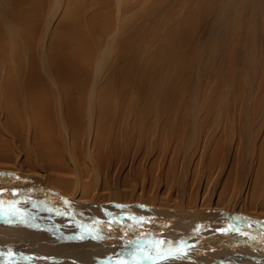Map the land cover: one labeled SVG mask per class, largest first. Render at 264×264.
Here are the masks:
<instances>
[{"label":"bare ground","instance_id":"1","mask_svg":"<svg viewBox=\"0 0 264 264\" xmlns=\"http://www.w3.org/2000/svg\"><path fill=\"white\" fill-rule=\"evenodd\" d=\"M12 1V7L0 6V47L5 46L4 42L9 43L8 41L12 40L11 51L15 52V49H17L15 48V36L17 34L26 36L28 34H30V36L31 34H36L34 37L36 38L39 36L40 38L38 40L44 35L41 52L48 51L49 53L53 50L54 53H57L56 56L53 55L54 58L51 61L52 67L49 62L45 64V61H42L44 66L49 67L45 73L49 83L46 86L45 83L43 84L44 81L38 80L40 78L34 75L27 77L18 74V76L14 75L10 78L6 77L5 80L0 78V161H3L5 165H14L16 168L14 171L19 172V174L14 173V179L19 184L31 183L37 186V189H28L30 192L19 191L13 193V198L11 197L4 201L0 200V264H264V215H256L251 212L252 210L248 203H244V205L251 211L243 212L240 207L242 206L241 203H243L242 198L236 195L228 198L229 201L234 200L236 210H231V208L226 209V207L220 208L223 206L221 204L226 203V201L219 199L216 203L219 204L220 207H218L216 203H211L212 205L208 207L199 206L198 204V207L194 209L182 207L184 212H180V210H175V208H166L169 207L167 205L157 206V200L153 199L151 203L152 206L142 204L140 201L129 203L111 202L105 204H117L115 206L119 207L115 209L117 210L116 213L120 216L118 218H113L114 216L111 215L115 214V210L109 207L99 214L96 224L87 225L85 227H78L81 222L76 221L74 217L70 219L66 217L67 214L62 212L60 208H71L74 211L83 205H89V202H97L96 200H98V198H96L92 192L101 188L102 180L106 179V176L107 178L112 177L110 176V169L107 171V174H103L99 164L94 161L97 157L95 158L93 150L99 148L96 137L99 136L102 142H105L106 136L108 141H110L109 139L114 133L113 126L115 125H113V123L116 124L121 117H127V115H121L122 110H124L125 114V111L130 110V112H137L141 109V106H137V102V104H133L132 107L134 108L130 106V108L126 107V101L121 103L116 93L113 94V101L111 100V102V98L109 99L108 94L111 95L114 87L110 81L107 80V82L104 83L102 80L103 78H100V74L102 70H104L103 68H105L104 65L107 63L106 61L108 60L110 62L112 59L109 57L110 54L116 55L117 58L114 59L115 63L118 62L117 59H123L125 61L124 58L128 55V53L126 54L123 52L122 46L119 48L120 44H118V42L120 41H116L113 37L118 33H123L126 29L131 30L130 26L127 28L130 19L132 21L133 18V16L131 18V15H129V10L131 5L136 1L109 0L110 5L105 7L106 10H104L106 12L94 14L96 16L95 20H97L95 23L98 25L94 23L93 26H86L87 24L84 18L77 17L75 19V15L78 13L75 14L74 11L76 9L81 10L83 7L81 4H74V2H76L74 0V2H70L71 0H51L52 5L46 2V6H42L43 0H38L42 2L40 5L42 11L38 10V13L34 11L29 12V9L27 10L33 3L30 2L31 4H29L27 2L31 0ZM45 1L47 0H44V2ZM242 1L243 0H224L220 4L214 14L213 27L215 31L223 29L225 37L231 33L235 27L236 16L240 10ZM143 2L142 0V3ZM137 3L139 4L141 2ZM28 4L29 6H25ZM143 4L146 5L145 3ZM184 4L186 5V3ZM34 5L35 3L31 6L35 8ZM41 6L44 8L51 7L47 21L44 24V21H42V23L40 22V13L44 10ZM172 9H174V7ZM172 9L170 8V10ZM63 12H66L68 15L72 14L73 20L66 18ZM56 13L57 17L56 20H54ZM73 14L75 15L73 16ZM61 15H63L66 20L59 19ZM243 15L244 31L242 33V41L246 46V50L242 54V57L246 61L240 63V65L243 68L250 65L251 69L255 70L259 68L261 63H264V23L261 21V17L264 16V3L262 4L261 0H248ZM69 17L71 16L69 15ZM138 20L140 21V19ZM132 23L135 26L137 25L134 22ZM192 25H194V22L190 18L183 24V31L187 30L188 32V29H190ZM138 26L139 24L136 28ZM133 28L134 27H132V30ZM85 29L93 31L92 33L90 32L91 36L94 32L97 33L96 30L104 29L106 33H111L113 39H108L109 43L108 46L106 45L105 56L103 55L104 57L102 56L101 59H97V62H99L97 64V76L93 75L94 82H90V84L87 85L88 88L86 84L88 78L92 76L90 74L91 70L88 69L90 67L88 64L90 63L83 64L85 62L84 59V62L81 63V59L84 58L82 57V52L85 51L83 42L85 38L83 31L86 32ZM63 32L76 33L75 35L78 36L75 38L78 39L79 42L73 41L70 45L68 43H66V45L57 44V42L61 43L59 35L63 34ZM187 32H182L181 35L184 33L187 34ZM58 33H60L58 37H55L56 35L53 36ZM3 34L10 35L9 38L11 39L8 41L5 40L2 36ZM180 39L183 43V37ZM178 41L180 40H177V42ZM185 42H187L186 39ZM48 43L52 44L51 50H48ZM7 45L9 44H6V47H8ZM184 46L186 48L187 45L185 44ZM173 48L175 49L174 46ZM1 49L2 48H0V54ZM64 49L68 52L62 57ZM177 49L179 50V48ZM177 49L175 50L177 51ZM204 49H208L206 42L204 44ZM186 50L187 49H185V51ZM3 51L4 50H2V52ZM179 51L181 53L182 49ZM3 55L5 54H1V56ZM180 55L184 57V54L181 53ZM86 56L88 57V54ZM175 57L176 56H174V58ZM247 59L250 62H248ZM179 61L181 60L179 59ZM128 63L130 62L127 60V65ZM171 63L173 62H169L170 65ZM111 64L114 65V63ZM71 65L82 67V69L77 75L71 73L70 68L69 70L67 69L65 74L66 82L67 80L70 81L67 82L68 87L63 86L61 81L56 79L58 73H55V71L64 72V70ZM112 66H110V68ZM171 67L173 68L172 65ZM168 68L170 67L168 66ZM17 69L16 72H19ZM117 69V72L122 70L121 76L127 72L124 71V69H127V66H124V69L121 67H117ZM173 70L175 71V69ZM118 74L116 76H118ZM13 78H16V80ZM101 80L103 81L101 84L104 83L105 87L107 86L109 93H102L104 85L103 88H100L102 89L100 92L97 90V87L100 85L98 81ZM115 86V88L118 89L121 85L116 82ZM76 87L77 90L75 91ZM100 87H102V85H100ZM47 88H49L50 94L54 97L53 101L52 99H45L47 96L44 95L45 97H43L42 95V91L45 94ZM96 90L99 92L98 94L101 93L102 95L99 96ZM81 92H85V97H83L85 103L82 102L84 104L78 100L79 96L77 93L80 94ZM48 98L50 97L48 96ZM52 102L53 105H51ZM128 104L130 105V103ZM145 108L142 110L145 111ZM151 109H153V107H151ZM140 117L141 115L138 116V118ZM245 120L246 122H250L247 116ZM139 126L141 125L139 124ZM197 128L196 122L190 125L189 129H187L188 132L186 134L185 143L192 140L194 142L197 133H199ZM116 130H119L118 127ZM134 130L136 131V129ZM251 130L250 127L245 129L246 137L251 134ZM76 132L84 138L81 149H78L80 143L75 142L76 139L74 138V134ZM165 132L166 133L162 134L166 135L169 131ZM80 136L78 135L79 138ZM254 142L257 143V141ZM256 143L255 145H257ZM240 144L242 143L240 142ZM109 145L106 149V158L108 160L111 146ZM255 145L253 146L254 148L256 147ZM251 149L252 148H250V151H252ZM10 150L13 152L10 153ZM255 152H257V149ZM100 155H102V153H100ZM253 159L254 158H252V160ZM84 160H86L92 168V175L89 180H86L88 178L86 173L88 172L82 167V162ZM254 161L255 159L253 162ZM259 163L263 164L262 162ZM3 166H0L1 175L3 174L2 172H4L1 170H5ZM111 167L113 168V165ZM262 169L264 168L260 166L259 170L261 171ZM263 172L260 173L262 174ZM8 173L9 172L6 174ZM244 174L250 175L252 173L250 170H247L244 171ZM260 176L259 174L256 180L253 181L254 186H251V188L253 187L252 190H254V200L257 198L264 199V180L262 181V176L261 178ZM220 180L222 179L219 178V181ZM108 183L114 186L111 181H108ZM133 185L135 190V184ZM136 185H138L137 181ZM48 187L59 190L60 187H62L64 190L70 192V194L66 193L67 195H64L59 192H53ZM13 191H16V189H13ZM226 192L227 191H225V193ZM210 195L212 198L213 194ZM226 195L224 199L227 198ZM228 195L230 194L228 193ZM25 197L37 199L36 202L28 203L21 200V198ZM211 198H208V200L210 201ZM229 203L230 202H228V204ZM124 206L129 207L128 213L124 211ZM10 219L20 220L22 225H16L14 222H10ZM139 221L143 223H138ZM76 236L81 237L80 241L74 238ZM70 239L72 240L68 241Z\"/></svg>","mask_w":264,"mask_h":264},{"label":"rangeland","instance_id":"2","mask_svg":"<svg viewBox=\"0 0 264 264\" xmlns=\"http://www.w3.org/2000/svg\"><path fill=\"white\" fill-rule=\"evenodd\" d=\"M39 1H28L27 3L29 4L33 2L31 5L35 3V8L31 5L30 7L28 4L25 5L29 6L27 10L29 9V12L34 11L35 13H38V10L42 11L40 8L42 2V6H46V2L47 4L50 3L52 5L51 0H47L45 2L44 0L42 2ZM74 1L71 0L70 2H74V4L77 5L81 4L83 8L81 10L76 9L74 13L78 14H73V16L75 15V19L77 17L84 18L86 20V26H93L95 21L97 22V20H95V15L100 12H106L104 11L106 10L105 7L110 5L109 0ZM134 1H136L133 4L134 6L131 5L129 10V15H131V18L133 16V18L132 21L130 19V22L127 26V28L130 26L131 30L126 29L123 33H118V36L114 35L113 37L116 41H120L122 43L121 44L118 42V44H120L119 48L122 46L123 52L126 54L128 53V55H126L124 58L125 61L123 59H121L122 61L117 59L118 62L115 63L114 59L117 58L116 55L110 54L109 57L112 59L110 62L108 60L106 61L107 63L104 65L106 69L103 68L104 70H102L100 78H103L102 80L104 83L107 82V80L110 81L114 87L111 95L108 94L109 99L111 98L110 101H113V94L116 93L119 96L121 103L126 101V107L130 108L137 102V106H141V109L137 112H130V110L125 111V114L124 110H122L121 115H127V117H121V119L117 121L116 124L113 123V125H115L113 126L114 133L111 135L109 139L110 141H108L106 136L105 142H102L99 136L96 137L97 144L99 143V148H95L93 150L95 158L97 157L94 161L99 164L103 174H107V171L110 169V176H112L108 178L106 176V179L102 180L101 188L92 192V194L98 198V200H96L98 203L89 202V205H83L74 211L71 208L62 207L60 208L61 211L67 214L66 217L68 219L74 217L76 221L81 222L78 227H85L87 225L96 224L99 214L109 207L115 210V214H112L111 216H114L113 218H118L120 215L116 213L117 210L115 208L119 206H115L117 204L105 205L111 202L129 203L140 201L142 204L152 206L151 203L153 202V199H155L157 200V206L167 205L169 207L166 208H175V210L184 212L182 207L194 209L198 207V204L199 206L208 207L213 203H216L217 200L221 199L226 201V203L221 204L223 205L221 207L216 203L218 207H226V209L231 208V210H236V204H234V200L229 201L228 199L236 195L237 197L240 196L242 198L243 203L241 204L243 207H240L243 212L252 210L251 212L255 213L256 215H264V199L262 200L257 198L254 200V190H252L253 187L251 188V186H254L253 181L256 180L259 174L262 176V178L260 176L262 181L264 180V169L261 171L259 170L260 166L264 168V63H261L259 68L255 70L251 69L250 65H247L244 68L240 65V63L246 61L242 57V54L246 50V46L242 41V33L244 31L243 13L248 4V0L242 1L240 10L236 16L235 27L227 37L224 36L223 29L215 31L213 27L214 14L224 0H143V3L146 5L142 3V0ZM261 1L263 4L264 0ZM137 2H141L139 3L140 5ZM184 3H186V5ZM38 5L40 9L38 8ZM0 6L12 7L13 1L0 0ZM173 7L174 9H172ZM42 8L44 10L42 13H40V18L42 19H40V22L42 23V21H44V24L47 21L51 7ZM170 8L172 10H170ZM63 14L66 18L73 20L72 14H69L71 17H69L66 12H63ZM56 17L57 13L55 14L54 20H56ZM65 17L61 15L59 19L66 20ZM190 18L193 20L194 25L190 26L188 32L187 30L183 31V24H185ZM138 19H140V21ZM261 21L264 23V16L261 17ZM132 22L136 23L137 25L139 24V28H136L137 25L135 26ZM96 24L97 23H95V25ZM132 27H134L133 30ZM85 30L86 32L83 31L85 34V38L83 37L85 51L82 52V57L84 58L81 59V63L84 61L85 62L83 64H88V62L90 63L88 64V66H90L88 69L91 70L90 74L92 76L91 78H88L86 84V87L88 88L87 85H89L90 82H94V76L97 73V64L99 63L97 62V59H101L103 55L105 56L106 48L109 43L108 39H113L111 37V33H106L104 29L96 30L97 33L94 32L92 36L91 33L93 31L88 29ZM182 32H187V34L184 33L181 35ZM59 34L60 33L54 34L53 36L56 35L55 37H58ZM75 34L76 33L74 32H63V34L59 35L61 43L57 42V44L66 45V43H68L70 45L73 41L79 42V40L75 38L78 35ZM34 35L36 34H31V36L30 34L27 36L23 34H17L15 36V48H17L15 49V52L11 51V43L13 41H8L11 39L9 38L10 35H2L9 43L4 42L5 46L0 47L2 48L1 54H5L3 56L0 54V78L5 80L6 77L10 78L14 75L18 76V74L27 77L34 75L40 78L38 80H42V82L44 81L43 84L45 83V86L49 84L48 77L45 74L49 67L44 66L42 63L44 61L45 64L49 62L52 67L51 61L53 60L54 56H56L57 52L54 53V51L51 50V43H48V50H51L49 53L48 51L41 52L44 35L41 36L40 40H38L40 38L39 36L35 38ZM178 36H181L180 38L183 37V43L185 42V39L187 42L183 44ZM177 40L180 41L177 42ZM205 42L208 49H204ZM6 44H9L7 45L8 47H6ZM185 44L187 45L186 48L184 46ZM173 46L175 49H182L181 53L184 54V57L180 55V51L177 49V51H179L177 52ZM185 49L187 50L185 51ZM2 50L4 51L2 52ZM67 52L66 49H64L62 57H64ZM87 54L88 57L86 56ZM174 56H176L177 59L176 57L174 58ZM179 59L181 61H179ZM127 60L130 62L128 65ZM247 61L250 62L248 59ZM169 62H173L171 63L173 68ZM111 63H114V65ZM123 65L127 66L126 70L124 69ZM71 66L66 68L64 72H60L58 70L55 71V73H58L56 79L61 81L63 86L68 87L67 82L70 81L67 80L66 82L65 74L67 69L69 70L70 68V72L75 75L80 73V70L82 69V67L75 65ZM110 66L112 67L110 68ZM168 66L170 68H168ZM117 67H121L127 72L121 76L122 70H119L118 74L116 71ZM16 69L19 72H16ZM173 69H175V71ZM38 74H42L43 76H39ZM117 74L118 76H116ZM13 79L16 80V78ZM102 80L98 81L102 87L99 85L97 90L100 92L102 90L100 88H103L104 85V90H102V93H109L107 86L105 87L104 83L101 84V82H103ZM116 82H118V84L122 87L119 86L118 89L115 88ZM48 89L49 88L46 89L47 91L45 94L42 91V95L43 97L47 96L45 99H52L53 101L54 97L52 94H50ZM76 90L77 87L75 91ZM99 92L97 91V94ZM84 93L85 92H81L80 94L77 93V95L82 99L85 97ZM98 95L100 96L102 94L100 93ZM48 96L50 98H48ZM79 97L78 100L81 103H85L84 98L81 100ZM128 103H130V105ZM51 105H53V102ZM151 107H153L154 111L151 109ZM143 108H145V111L142 110ZM140 115L141 119L138 118ZM246 116L250 122H246ZM195 122L196 126L198 127L197 131H199V133H197L194 142L192 140L185 143V138L187 136L186 134L188 132L187 129H189L190 125H193ZM139 124L141 126H139ZM146 126L149 127L147 128ZM117 127L119 130H116ZM248 127H250L252 130L251 134L246 137L245 129ZM134 129H136V131ZM165 131L169 132L166 135L162 134L166 133ZM178 131H181L182 133H179ZM75 134V142L80 143V145L78 144V149H81L84 143V138L81 137L77 132ZM253 140L257 141V143ZM240 142L242 144H240ZM255 143L257 145H255ZM108 145L111 149H109L108 154L109 160L106 158V149ZM254 145L256 146L255 148L257 149V152H255L256 149L253 147ZM23 148L26 150L24 146ZM250 148H252V151H250ZM9 152L11 153L13 151L10 150ZM100 153H102V155H100ZM252 158L255 159L254 162V159L252 160ZM259 162H262L263 164ZM0 164V166L4 165L3 168H5V170H1L4 171L2 172L3 174H0L1 201L11 197L13 198V193L19 191L30 192L28 190L30 188L37 189L35 184H19L14 179V173L19 174V172L14 171L16 169L14 165H5L3 161H0ZM112 165L113 168L111 167ZM82 167L88 172L86 173L88 176L86 180H89L90 176L92 175V168L86 160L82 162ZM247 170H250L252 174L245 175L244 171ZM7 172L9 173L6 174ZM260 172H263V175ZM230 174L233 175L231 176ZM230 176L235 178H231ZM219 178L222 180L219 181ZM135 180L137 181L138 185H136ZM108 181H111L114 186L109 185ZM133 184H135V190ZM13 189H16V191H13ZM49 189L53 192H59L64 195H67L68 193L70 194V192L64 190L62 187H60L61 191L55 188ZM225 191H227V195ZM224 193L227 197L225 199ZM228 193L230 195H228ZM210 194H213L212 198ZM208 198H211V200L209 201ZM36 199L37 198L31 197L21 198L22 201H26L28 203L36 202ZM228 202L230 203L228 204ZM244 203H248L251 207V210H249L244 205ZM124 211L128 213L129 207H125ZM10 222H14L16 225H22L20 220L10 219ZM140 222L141 221L138 223ZM74 238H77L78 241H80L81 237L76 236ZM71 240L72 239L68 241Z\"/></svg>","mask_w":264,"mask_h":264}]
</instances>
